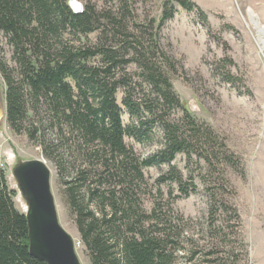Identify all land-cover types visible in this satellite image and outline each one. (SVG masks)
<instances>
[{"label": "trees", "instance_id": "1", "mask_svg": "<svg viewBox=\"0 0 264 264\" xmlns=\"http://www.w3.org/2000/svg\"><path fill=\"white\" fill-rule=\"evenodd\" d=\"M174 4L197 10L207 22L192 1L167 0L161 26L174 18ZM129 16L127 0L115 10L90 2L79 13L68 0H0V34L16 63L9 67L0 53L6 117L15 133L25 131L30 140L40 141L60 170L72 164L65 196L91 264H175L173 227L158 203L145 211L138 183H145V168L168 165L158 185L176 183L188 197L190 189L172 163L177 155L191 159L194 153L212 163L221 154L215 151L219 138L191 117L175 93L169 72L176 65L159 51L154 24L136 27ZM95 33L97 43L82 41ZM158 55L167 68L156 61ZM131 65L139 71L130 73ZM120 91L137 124L124 125ZM174 111L182 116L172 119ZM155 124L163 129V148L141 159L125 138L140 141ZM220 146L226 149L223 142ZM15 195L0 171V264H46L30 254L27 217L17 210Z\"/></svg>", "mask_w": 264, "mask_h": 264}, {"label": "rangeland", "instance_id": "2", "mask_svg": "<svg viewBox=\"0 0 264 264\" xmlns=\"http://www.w3.org/2000/svg\"><path fill=\"white\" fill-rule=\"evenodd\" d=\"M70 1L80 3L82 8L91 2L100 9L115 10L121 0L111 4L103 0ZM127 1L131 25L149 28L154 24L159 51L176 65V71L169 72L175 93L191 117L215 132L219 138L215 151L221 153L217 159L212 158V163L195 153L191 159L186 154L177 155L172 166L183 175L190 189L188 197L176 183L158 185L157 180L169 171L168 165L145 168V183L137 187L145 211L150 213L158 203L168 227H173L175 264H264V50L249 22L251 12L264 29V0H189L206 14L207 22L197 10L189 12L174 4L176 14L163 26L167 0ZM98 36L95 33L82 41L95 44ZM0 53L9 67H16L13 49L3 34ZM157 58L167 68L164 59ZM138 71L136 65L129 67L132 74ZM134 81L142 83L138 77ZM143 88L148 89L145 84ZM6 92L0 70V107L5 110ZM123 99L120 91L117 102L123 110L124 125L137 124L124 108ZM181 116L180 111L171 113L172 119ZM149 126L148 137L140 141L125 138L141 159L163 148L162 127ZM45 153L40 141L30 140L25 131L15 133L7 117L0 120V171L16 193L13 200L17 210L25 214L27 204L14 168L21 160L46 162L60 223L73 237L81 264H91L65 196L64 181L71 178L74 168L68 163L66 170H60L56 160ZM226 154L232 157L231 162Z\"/></svg>", "mask_w": 264, "mask_h": 264}, {"label": "water", "instance_id": "3", "mask_svg": "<svg viewBox=\"0 0 264 264\" xmlns=\"http://www.w3.org/2000/svg\"><path fill=\"white\" fill-rule=\"evenodd\" d=\"M69 5L77 13L83 10L76 1ZM4 118L6 110L0 107V120ZM13 173L27 204L31 256L46 264H81L73 237L60 223L51 190V170L46 162L21 160Z\"/></svg>", "mask_w": 264, "mask_h": 264}, {"label": "bare ground", "instance_id": "4", "mask_svg": "<svg viewBox=\"0 0 264 264\" xmlns=\"http://www.w3.org/2000/svg\"><path fill=\"white\" fill-rule=\"evenodd\" d=\"M249 22L252 26L253 31H255L257 34L258 41L261 45V49L264 50V34L262 33L263 30L259 26V24L256 20V17L251 12H249Z\"/></svg>", "mask_w": 264, "mask_h": 264}]
</instances>
